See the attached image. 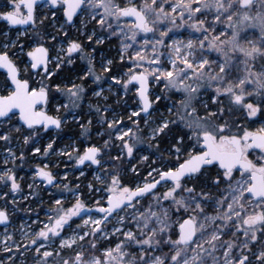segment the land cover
<instances>
[{"label": "snow or ice", "instance_id": "obj_1", "mask_svg": "<svg viewBox=\"0 0 264 264\" xmlns=\"http://www.w3.org/2000/svg\"><path fill=\"white\" fill-rule=\"evenodd\" d=\"M0 225V264H264V0H3Z\"/></svg>", "mask_w": 264, "mask_h": 264}, {"label": "flooded vegetation", "instance_id": "obj_2", "mask_svg": "<svg viewBox=\"0 0 264 264\" xmlns=\"http://www.w3.org/2000/svg\"><path fill=\"white\" fill-rule=\"evenodd\" d=\"M108 47H109L110 50H111V51H110V54L114 56V55L116 54V47H117L116 44L110 42V44L108 45ZM68 134L71 135V134H72V131L69 130ZM62 146H63V145H62ZM30 159H33V158L30 157ZM60 159H62V160H66L67 158H60ZM33 168H34V164H28V165L25 166V169H24L23 171L20 172V175L24 177V183H27V179H25V176H24V175H27L26 178H28V176H29V174H31V170H32ZM64 170H65V169H64V165L61 164V166H60V168L58 169V171L63 172ZM23 174H24V175H23ZM69 178L72 179L71 174H70V177H69ZM53 191H54V192H57L58 190L53 189ZM45 200H47V196H45ZM32 207H33V215L35 214V212H40V218H41V219H44V215H43V210H42V209H46V208L48 207L47 203H45V204H44L43 206H41V207H37L36 204H33ZM22 218H24V214H23V213L19 214L17 217H14V218H13V222H14L15 224H17V226H18L19 223L21 222V219H22ZM2 235H3V226L0 225V237H2Z\"/></svg>", "mask_w": 264, "mask_h": 264}, {"label": "rangeland", "instance_id": "obj_3", "mask_svg": "<svg viewBox=\"0 0 264 264\" xmlns=\"http://www.w3.org/2000/svg\"><path fill=\"white\" fill-rule=\"evenodd\" d=\"M24 175V174H23ZM25 176V179H27V182H30L31 181V174H29V176H28V178H26L27 177V175H24ZM89 179H91V177H89Z\"/></svg>", "mask_w": 264, "mask_h": 264}, {"label": "trees", "instance_id": "obj_4", "mask_svg": "<svg viewBox=\"0 0 264 264\" xmlns=\"http://www.w3.org/2000/svg\"><path fill=\"white\" fill-rule=\"evenodd\" d=\"M3 2V0H0V3H2Z\"/></svg>", "mask_w": 264, "mask_h": 264}]
</instances>
